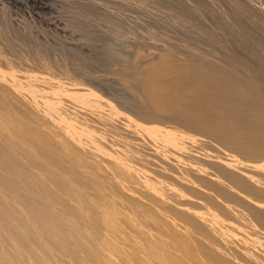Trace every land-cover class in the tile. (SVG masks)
Here are the masks:
<instances>
[{
    "label": "bare ground",
    "instance_id": "bare-ground-1",
    "mask_svg": "<svg viewBox=\"0 0 264 264\" xmlns=\"http://www.w3.org/2000/svg\"><path fill=\"white\" fill-rule=\"evenodd\" d=\"M27 1L32 5H46V0H26V2ZM254 1L257 2L255 5L254 3L250 5L245 4V7H257L258 12H263L261 15L264 17L263 0ZM182 7H185V5L175 8L183 9ZM234 7H236L238 10H243V6L240 3L236 2ZM163 8L165 10L167 9L165 7ZM175 8H173L174 10L172 9L174 12L169 10L171 9L170 7L167 10L171 11L173 15L179 17L175 18H178V20L180 19V21H183V23L185 21L186 23L185 15L182 13L183 11L175 10ZM256 14L257 12L251 10L245 13V15L248 17H255ZM254 20L255 23L261 22L256 20V17L253 18L252 21ZM226 22L225 24L227 25ZM222 24L225 25L223 22ZM141 25L142 24L140 22V26ZM256 25H254V28ZM147 27L149 28L148 25ZM259 27L258 30L245 28L248 30L246 32L250 36L251 44L253 42V44H255V46L260 49L264 48V29H259ZM128 28L130 29V27ZM135 28L136 27H134V29ZM165 28L162 29L165 30ZM222 28L225 29V27ZM142 29L144 30V28ZM130 31L132 32L133 30ZM242 31L245 32L244 30ZM175 33L176 32H174V36ZM183 35L185 36V34ZM206 37L213 40H218L216 35L206 34ZM180 39L182 40V37ZM189 40L191 41L192 39ZM176 41L174 42L175 44ZM3 42L5 47L3 51H8V53H2H6L7 55L10 53L13 55L12 57L17 56V51L14 48L12 41L8 38H5ZM185 42L188 43L187 40ZM181 49L183 48H180L179 50ZM184 49L185 50L183 51H178V53H174L172 51L175 54H173L175 59L183 63L175 68H163L151 65H148L149 67L147 68L146 66L145 68V63L143 62L144 67L141 66L143 68L141 70L139 65L138 66L140 68H135L136 66L134 63H131L132 66L126 64L125 67L119 65L117 68L118 71L112 70L115 71L114 76L120 78V80L126 79L127 81L132 82L136 91H140L142 93L146 103L143 106L146 108V110L139 103H136L135 105L132 104L130 107L127 105L129 108L121 104H118L119 106L115 105V103L112 101L111 103L114 105L106 104L105 102L102 104L101 100H99L100 98L98 99L99 101H97L96 98H91V93L97 91V89L94 90L96 86L94 88L91 87L93 91L86 89L88 94L89 91H91V95L89 94V97L85 91V93H74V88L72 90V94L66 92L62 86L63 78L59 83L51 81H47L48 83H46V81L41 82L36 79H31L30 77L26 76V72L24 73L25 75H22L23 73H10L12 71L7 70L8 72L6 71L2 73L4 75L0 74V136L2 135L0 138L3 139L6 136V138L13 137L14 140V137H23V140H25L22 141V138H20L21 140L18 138L17 140L21 142L17 144L15 143V146H13V142L12 145L9 143V145L7 144L8 146H6L4 141L8 143V140H1L4 144L0 141V264H62L63 252H67V255L70 259H75L77 256H83L84 254L80 248L81 240L72 239V234L75 227L70 221V217L77 213L75 211L74 213L72 212V207H74V204L79 202L78 204L91 207V204L95 202V197L90 192L91 185L94 181L92 179L96 177L95 164L97 159L94 156L89 155L90 153L86 154V151L90 148V146L89 148L84 149L85 153L83 152V149L82 152L80 151L81 148L78 150L77 145L79 140L76 142L75 133L74 139L77 145L73 146L71 149L64 147L60 143L58 144L55 141L52 142L53 139L51 140L50 135H52L53 132L51 133L50 130L48 131L47 129V133H42L43 131H40L42 130L39 129L42 126V123L40 122L43 120L41 116L42 114H45V112L40 114L38 109L42 108L40 109L41 111H45L47 109L46 111L49 110V112H52V105L56 108V111L58 110L60 112V117L72 119L74 125H76V122L79 124L82 123L86 128L93 129V131L97 130L102 135H105V137L109 136L110 138H115L118 141V144H114L116 149L113 150L112 146L111 150L116 156L119 155L126 157L132 161H136L145 165L148 169H151L155 173L162 176L164 180L172 183L177 189L183 190L190 196L197 197L206 202L209 206L217 210L219 215L228 217L229 219H234L243 226L245 225L247 227L248 224L246 222V214L251 218L257 219L259 221V227L264 229V170L256 172L255 169H243L240 167L244 164L264 165V100H262L258 93H256L257 90L253 91V88L250 89L249 87L247 88L245 86L250 82L248 81L250 78L248 79L245 75L246 72L244 66L242 70H244L245 73L242 76L240 74H242L243 71L240 72L238 70L240 68H235L236 71L238 70L240 73L237 74V72H235L238 76L240 75V79L242 77L245 79V82L246 78L248 79V82L246 84H244V82L243 85L239 79L235 77L237 75H234L232 68L230 70V68H223L224 65L222 67V64H215L212 59L210 60V55L205 53V56H209V59H207L205 56H202V53L204 52L199 53L197 52L198 50L196 51L194 48H191L192 50H188V48L186 49L185 47ZM244 50H246V48ZM34 51H36V49ZM38 51L41 54V51ZM20 52L22 55L23 52ZM42 52H44L43 49ZM166 53L163 54L166 55ZM54 54H52L51 59L53 58ZM163 54L161 55L160 53L156 59H164ZM251 55L253 59L256 60V62L250 67L251 71L248 67H246V65L245 67L253 75V77L251 76V79L253 78L255 82L253 79L251 81L256 84L254 85L253 83V85L256 87L259 84L258 90L262 88L263 93L264 63L260 62V60L258 61L256 52L253 51ZM62 57L60 59H63L62 62H65L66 59L64 61V58ZM18 58L20 59V57H17V60ZM229 59L228 61H230ZM234 59L236 60V58ZM61 60L59 62H61ZM243 60L245 61L247 59L242 58V61ZM231 61L234 60L231 59ZM59 62H57V64ZM234 62L236 63L237 60ZM3 63L4 62L2 61V64ZM6 63L7 62L5 61V64ZM245 63L247 64L248 62ZM128 64H130V62ZM240 64L239 67L242 66V64L241 66ZM68 65L71 64L69 63ZM140 65L143 64L141 63ZM231 65H233V63ZM25 66L17 68L22 69ZM62 67L60 70L66 66L63 68ZM234 67H236V65H234ZM26 68L27 67H25V69ZM67 68L68 67L65 69ZM1 69L2 67L0 70ZM86 71H82L84 72L83 76L80 74L81 77L78 79H81L82 81L79 83L84 81L85 83L92 85V82L98 79L99 76L97 75L100 74H93L92 72L94 70L92 72H90L91 70L89 72ZM70 72L73 74L74 70L73 72L72 70ZM70 72L68 71L69 74ZM29 74L31 75L32 71ZM103 75H105V73H102L99 78H101ZM244 75L246 78L243 77ZM106 76L109 77L113 75L111 73L110 75H105V77ZM114 76L110 78L115 79ZM67 77H69V75H67ZM102 78L99 80H102ZM241 81L243 82V80ZM84 82L80 85H85ZM76 83H78V81ZM250 85L251 84H249V86ZM79 87H81L80 91L82 90L83 92L82 86ZM77 91L79 92V90ZM167 91L170 93L167 94ZM25 92H28L26 93L27 100L22 96L25 95ZM93 94H95V97L96 94L98 95V92ZM58 95L63 96L62 98H59ZM64 98H66V101L68 99V103H70L69 101L71 100L73 105H67L68 103H64L66 102L63 100ZM28 99L31 102L30 105H28ZM34 103H37L35 106L38 109L34 106ZM31 104L33 105L32 107ZM65 104L67 106H65ZM39 106L41 107L39 108ZM69 106H71V109L67 108ZM77 110H80L82 113H77ZM54 112L55 110H53L52 113ZM47 114L48 113H46L44 117ZM55 114L57 113L55 112ZM48 116L49 115L46 117ZM54 117H56V115ZM58 118L59 117H56L55 120ZM50 119L52 120V118ZM60 119L61 118L58 120ZM51 120L46 123L51 122ZM55 120L53 119L52 123L57 124ZM147 120H151V122L160 120V123L162 121L163 125L160 124L159 126L165 127L166 125L164 123L169 121V123L171 122V124L173 123L174 125L180 127L182 134L188 138L181 142H178L177 140V142H169L172 140L173 136L171 137V140H167L168 138L166 137L167 139L162 141L165 142L164 144L166 145L162 144L161 146H156V143H158L159 139L162 138H160V134H162V136L165 135H163V133L156 134L157 129L155 128V131H153L155 133L152 132L154 134L153 137L159 139L151 138L152 135L149 134V132H151V130L149 131L150 126H148V124L146 125L145 123L147 122L149 125H152L153 123L150 124V121ZM70 121L67 122L71 124ZM67 122L64 124H68ZM155 123L154 125L159 127L158 124ZM55 124L53 126H55ZM59 124L63 125L61 127L68 126L60 122ZM59 124L56 126L58 127ZM82 124L80 125L82 126ZM51 125L52 124L50 123L48 124L50 128H54L53 126L51 127ZM78 126L79 125L77 124L76 127L82 129ZM68 127L70 129H65V131H63L64 128L63 130L62 128H59L61 132H58V128V131H56L55 127V132L53 135L56 136V132L60 134L62 131L65 133L69 130H71L73 133L75 131L74 129H76L74 126V131H72L70 125ZM82 131L84 132V129H82ZM171 131L173 132V130ZM78 133L84 135L82 132ZM43 134H48L49 137H46ZM148 134L151 137H148ZM176 135H178L179 140L181 136L179 137L178 133H176ZM67 136L70 138L72 135ZM168 136L170 137L171 135ZM196 137L210 141L213 143L214 147L211 145H201L196 141ZM81 141H83V139ZM81 141L79 142L82 144ZM187 142H190V148L187 147V144H189ZM85 143H83L84 146H86ZM8 148L10 150L12 149L13 153H11L12 150L9 151ZM198 151H203V153H198ZM224 151L231 153L236 158L233 165L224 167L222 165H217V163L213 161L223 159L227 160V158L222 155L226 154ZM141 155L151 157L154 159V161L147 158L136 160V158ZM101 159L103 160L104 158L101 157ZM167 170L171 171L176 177L168 176L166 173ZM241 170L242 172L240 173ZM177 178H184L186 180L189 179L192 183L196 184L200 190L189 188L187 185L180 183ZM73 182H76L85 189L83 192L87 194V197L84 199L83 197L79 198L78 196L77 200H81H76V203L73 201L74 203L70 206V199L68 200L64 198V195L67 193L64 191L65 193L63 194L62 191L64 190L63 187L66 184ZM54 204L59 205L56 206ZM181 218L187 223V226H184L185 228L189 226L202 235V239L200 238V241L196 245L201 247L203 254L206 253V250L213 255L215 253L217 255L221 254V250L216 247L217 245H215L216 243L214 240H212L213 238L210 235L217 234L223 238V242H225L224 235L216 230V228L211 223L191 215H182ZM45 223L51 227L53 232L55 231L54 236H56V239L58 238L57 240H59V244L57 246L55 245L56 247H52L51 252L46 254L43 253L44 246L42 241ZM225 240L228 239L225 237ZM229 241L230 242H227L233 244L230 247H233L232 250L236 251V254L230 250L231 248L229 250L226 249L228 250L225 251L226 253L228 252L229 260L226 262L219 260L217 264L261 263L256 257L255 250H247L240 244L230 239ZM262 241H264V238ZM227 242L225 243V246L223 244L224 247L228 245ZM218 244L220 245V243ZM223 248L222 250H224ZM229 251H232V254L236 256L230 255ZM261 264H263V262Z\"/></svg>",
    "mask_w": 264,
    "mask_h": 264
},
{
    "label": "rangeland",
    "instance_id": "rangeland-1",
    "mask_svg": "<svg viewBox=\"0 0 264 264\" xmlns=\"http://www.w3.org/2000/svg\"><path fill=\"white\" fill-rule=\"evenodd\" d=\"M184 1L185 0H46V5L41 6L37 4L32 5L28 1L26 2V0H0V40L2 39V42L0 41V68L2 67L1 70H3H0V74L6 72L7 70H11L12 72L10 73H23L22 75L26 74V76L31 79H36L41 82L46 81V83L50 81L59 83L63 78V81H65H62V86L66 92L71 94L73 88L76 91L75 92L73 90L74 93H85L87 90L93 91L91 87L94 88L96 86L94 90L97 89V91L92 92V95L90 94L91 91H89V94L91 95V98H96L97 101L101 100L102 104L105 102L106 104L114 105L111 103L112 101L115 105L121 104L123 106L127 107L128 105L130 107L132 104L135 105L136 103H139L142 107H144L143 105L146 103L142 93L140 91H136L132 82H129L126 79L120 80V78L114 76L115 71L112 70L118 71L117 68L119 65L124 67L126 64L132 66L131 63H134L136 66L135 68H140L141 66L144 67V63L145 68L146 66L148 68L150 65L163 68H175L183 63L175 59L174 53L183 51L186 47L188 50H192L191 48H194L196 51L198 50L197 52L199 53L204 52L202 53V56H205L206 54L210 55V57H208L210 60L212 59L215 64H222V67L224 65L223 68H230V70L232 68L234 75L240 74L239 71H243V73L240 74L242 76L246 72L247 74L245 73V75L248 79L250 78V80H248L244 75L243 77L246 78V82L242 77L240 79V75H237L239 78L237 76L235 77L239 79L242 84L244 82V84H246L250 81L245 86L250 89L253 88V91L257 90L256 93H258L259 97L264 100V92L262 93L263 89L261 88L262 90H258L259 84L256 87L254 86L256 85L254 83V79L252 78L254 82L251 81V76L253 77V75L248 71V69H246V67H248L250 70V67L256 62L251 55L253 51L257 53L258 61L260 60V62L264 63V48L259 49L255 46V44H253V42L251 44L250 36L246 32L248 31L246 30L248 26L249 27L247 29L251 30H258L259 26V29H264V17L261 15L263 12L259 13L257 7L254 6L245 7V4L250 5L254 3L255 5L257 2L254 0ZM236 2L243 6V10H238L234 7ZM181 5H185V7H182L183 9L175 8L180 7ZM163 7L167 9L170 7L171 9L169 10L175 8V10L183 11L182 13L185 15L186 23L185 21L183 23L180 19L178 20V16L173 15L171 11L167 9L165 10ZM250 10L257 12L255 16L256 20L261 22L258 21L259 23H255V20L252 21L255 17H248L245 15V13ZM140 22L142 27L140 26ZM222 22L224 24L226 22L230 27L226 24V26L223 25ZM132 24L136 26H133ZM220 25L225 27V29H223ZM254 25H256V29L254 28ZM128 27H130V29ZM134 27H136V30ZM142 28H144V30ZM162 28H165V30ZM130 30L135 32H131ZM174 32H176V37L174 36ZM183 34H185V36ZM206 34L216 35L218 40L207 38ZM181 37L182 40L180 39ZM5 38L12 41L13 46L17 51V56L12 57L13 55L10 53L8 55L6 54L8 51H3V49H5L3 42ZM189 39H192L194 42ZM174 40H177L176 44L174 43ZM180 40L182 42L187 40L188 43L184 41V45ZM27 47H30L31 49H28ZM244 47L246 50H244ZM180 48L183 49L179 50ZM35 49L36 51H34ZM37 49L41 51V54ZM42 49L44 52H42ZM20 51L23 52L22 55ZM2 52L6 53L4 54ZM160 53L161 55L166 53V55L163 54L166 57L163 56L164 59L158 60L156 58L160 55ZM52 54L56 57L53 55V58L51 59ZM17 57H20L22 61L19 58L17 60ZM61 57L64 58V61L66 59V61L62 62L63 59L61 60ZM205 57L209 59L207 56ZM227 58H230V61H228ZM234 58L237 60L236 63L234 62L236 61ZM242 58L247 59L248 61L243 60V62ZM231 59L234 61H231ZM50 60H53V63ZM60 60L61 62H59ZM2 61L4 62L3 64ZM5 61L7 62V65L5 64ZM68 61L71 65H68ZM57 62L59 63L57 64ZM129 62L130 64H128ZM245 62L248 63L246 64ZM141 63L143 65H140ZM232 63L233 65H231ZM239 64L241 67H239ZM21 65H27L25 66L27 68L25 69V67H23L25 69L24 70L22 68L24 71L17 68L22 67ZM62 65L63 67L66 66L69 69H65L66 67L63 68ZM234 65H236V67H234ZM243 66L245 72L242 70ZM61 67L63 69L60 70ZM142 67L140 70L143 69ZM235 68L240 69H238L239 71H236ZM71 70L72 72L74 70L73 74H71ZM83 70L84 72L86 70V72H89L90 70V72H92L94 70L92 73H96L95 75H97V73L100 75H102V73H105V75H110L112 73L115 79L110 78L113 76L105 77V75H103L101 76V78L103 77L102 80H99L101 79L99 78L100 75H97L99 76L97 79L98 81L94 80L92 85L90 84L91 86L84 81L85 85H80L83 82L79 83L82 80L78 78L81 77L80 74L83 76ZM108 70L112 72H109ZM31 71L32 74L30 75L29 73ZM235 72H237V74ZM67 75H69V77H67ZM75 77L78 83H76L77 81ZM106 79L109 80L107 81ZM241 80H243V82ZM76 84L79 85L77 86ZM249 84H251V87ZM79 86H82L83 92L82 90L80 91L81 87ZM77 90H79V92ZM97 92L98 95L96 94L94 97L95 94L93 93ZM26 93L28 92H25V95H22L25 99L27 97ZM166 93L169 94L170 92L167 91ZM89 94L87 92V95L90 97ZM62 96L63 95H58L59 98H62ZM63 100L66 101V98ZM67 101L64 103H68ZM69 102L71 104L68 103L67 105H73L71 100ZM30 103L31 102L29 101L28 105H30ZM32 104L31 107L33 106ZM36 104L34 103V106ZM67 105L65 104V106ZM40 107L41 106H39V108ZM51 108H53L51 111L53 112V110H55L57 114H55V112H49V110L46 111V108H44L46 109L45 111H41L40 109L42 108H37L40 114L45 112V114L48 113L47 115H49L48 117H46L47 115L45 116L47 118L46 119L44 117L45 114H42L41 117L43 120L40 122L42 123V126L39 124L41 126L39 129L42 130L40 131H43L42 133H47L46 130L48 129V131L50 130L51 133H54L56 127V131L59 130L58 132H61V128L62 130L64 128L63 131H65V129H70L68 127L70 125L72 131L77 130V133L75 131L72 133L71 130H69V134L68 132L64 133L62 131L60 134L56 132L57 135L55 136L53 133L50 135L51 133L49 132L50 134H48L50 135L51 140L53 139L52 142L55 141L64 147L72 149L73 146L77 145L76 142L78 140L81 141L83 139L86 143L81 141V144L78 141V150L81 148L80 151L82 152L83 149L84 152V149H87L90 146V148L87 149L86 154L90 153L89 155L94 156L97 159L95 164L96 177L92 179L94 181L91 185L90 192L95 197V202L91 204V207L78 204L79 202L77 203L79 206L74 204L72 212L74 213L75 211L77 213L70 217V221L75 227L72 239L81 240L80 248L84 254L83 256H77L75 259H70L67 252H63L62 264H217L219 260L223 262L229 260L228 252L226 253V251L230 248V250H232L233 248L230 247L233 244L228 243L230 242L229 239L240 244L247 250H255L256 257L264 264V241H262L264 238V229L259 227V221L257 219L251 218L245 214L246 222L248 224L246 227L234 219H229L228 217L219 215L217 210L209 206L206 202L197 197L190 196L183 190L177 189L176 186L164 180L162 176L155 173L151 169H148L145 165L132 161L126 157L119 155L116 156L111 150L112 146L113 150L116 149L114 144H118V141L115 138H110L109 136L105 137V135H102L97 130L93 131V129L86 128L82 123L80 124H82L85 128L78 122L74 125L72 119L67 118V120L64 117H60V112L58 110L56 111V108L53 107V105ZM67 108L71 109V106ZM49 113L51 116L54 117L56 115V117L61 119L58 120V118L56 121V117H51ZM77 113L82 112L79 110ZM50 118H52V120L54 119L57 124H59V122L64 124L70 120L71 124L67 122L68 124H64L68 125L67 127H61L63 126L62 124H59L60 127L59 125L57 127V124L52 123L53 121ZM48 119L51 120V122H49L52 124L51 127L55 124V126H53L54 128H50V126H48L49 123H46L49 121ZM147 121H150V124L153 123L152 125H149L147 122L145 123L150 126L149 131L151 130L149 134L152 135V137L149 134L148 137L159 139L153 137V133H155L153 131H155V128L157 129L156 134L163 133V135H165L162 136V134H160V138H162L159 139V142H162L167 138V140H171L172 136L174 139L172 138L169 142H181L188 138L182 134L180 127L174 125L173 123L171 124V122L169 123V121L164 123L166 127L159 126L160 124L163 125L162 121L160 123V120L155 121L159 127L154 125L155 122H151V120ZM77 124L79 125L78 127L84 129V132L82 129L76 127ZM5 125L8 126L7 124ZM74 126L76 129L73 130V128H75ZM171 130H173V132ZM78 132L84 133L85 136ZM176 133L179 134V137L181 136L179 140ZM48 134L43 135L49 137ZM66 134L72 135L71 137L73 138L70 137V139ZM74 135L76 136V142ZM168 135L171 136L169 137ZM18 138L14 137L13 140V137L6 138L5 136L3 139L8 140V143L4 141L6 146H8L9 143L12 145V142L14 144L13 146H15V143L17 144L21 142L17 140ZM20 138H22V141H25L23 140V137ZM20 138L19 140H21ZM3 139L0 138V141H3ZM195 139L201 145H211L214 147L213 143L206 139H201L199 137H196ZM2 141L1 143H3ZM159 142L156 143V146H161L165 143ZM83 143H85L86 146H84ZM187 143H189L187 144V147L190 148V142ZM11 150L9 149V151ZM11 153H13V150ZM198 153H203V151H198ZM224 153L226 154L222 155L226 157L227 160L223 159L213 161L217 163V165H222L224 167L233 165L236 160L234 155L227 153L226 151H224ZM100 156L104 159L102 160ZM143 158L154 161L153 158L146 155L138 156L136 160ZM255 165L244 164L240 167L243 169H255L256 172L264 170L263 164ZM241 172L242 170L240 173ZM166 173L168 176L176 177L169 170H167ZM177 180L180 183L187 185L189 188L200 190V188H198L196 184L192 183L189 179L186 180L184 178H177ZM79 186L80 185L76 182L66 184L64 187L62 186L64 189H62V193H67L64 195V198L71 200H69L70 206L78 199V196L79 198L83 197L84 199L87 197V194L83 192L85 189L82 186ZM54 205L58 206L59 204ZM182 215H191L205 220L211 223L216 230L224 235L225 242H223V238L217 234L210 235L216 244L214 241L213 243L221 250L220 255H217L216 253L213 255L207 250L206 253L203 254L201 247L196 245L200 241V238L202 239V235L189 226L185 228L184 226H187V223L182 220ZM43 231V253L46 254L51 252L52 247H56L59 244V240H57L58 238L56 239V236H54L55 231L53 232L51 227H49L46 223L44 224ZM225 237L228 240H225ZM226 242L229 247L227 244V246L224 247ZM218 243H220L221 246ZM221 247H224V250H222ZM232 251H229L230 255L236 256L234 255L236 254V251H233L234 254H232Z\"/></svg>",
    "mask_w": 264,
    "mask_h": 264
}]
</instances>
